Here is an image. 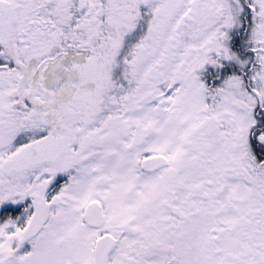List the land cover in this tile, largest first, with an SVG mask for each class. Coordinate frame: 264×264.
I'll use <instances>...</instances> for the list:
<instances>
[{"label":"snow or ice","instance_id":"obj_1","mask_svg":"<svg viewBox=\"0 0 264 264\" xmlns=\"http://www.w3.org/2000/svg\"><path fill=\"white\" fill-rule=\"evenodd\" d=\"M0 264H264V0H0Z\"/></svg>","mask_w":264,"mask_h":264}]
</instances>
